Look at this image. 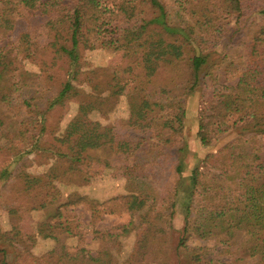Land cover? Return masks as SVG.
Listing matches in <instances>:
<instances>
[{
  "label": "trees",
  "instance_id": "16d2710c",
  "mask_svg": "<svg viewBox=\"0 0 264 264\" xmlns=\"http://www.w3.org/2000/svg\"><path fill=\"white\" fill-rule=\"evenodd\" d=\"M243 17L258 19L249 37L233 25ZM18 20L25 29L14 33ZM235 33L243 38L244 59L226 67L225 74L238 72L228 79L220 75L224 57L216 46ZM102 48L120 51L121 62L99 82L83 61L86 52ZM18 54L51 83L42 107L15 82L12 58ZM195 94L201 144L228 132L233 114L249 116L252 126L187 169L186 100ZM120 96L127 120L102 124L92 118L106 117ZM70 99L77 101L75 115L41 143L47 115ZM0 107L16 116L13 128L0 116V139L21 142L12 160L34 152L49 159L35 174L13 173L11 162L0 166V181H13L21 205L49 209L37 235L80 236L71 205L87 208L91 222L99 217L103 202L79 190L96 160L129 188L106 211H127L122 231L135 229L142 237L120 264H167L166 235L178 208L183 224L176 252L193 264L227 263L205 258L206 245H193L192 237L227 249L239 238L238 252L251 264H264V0H0ZM20 234L0 229V264H7L15 242L23 243L18 253L27 254L24 264H98L83 248L30 255Z\"/></svg>",
  "mask_w": 264,
  "mask_h": 264
},
{
  "label": "rangeland",
  "instance_id": "374dc122",
  "mask_svg": "<svg viewBox=\"0 0 264 264\" xmlns=\"http://www.w3.org/2000/svg\"><path fill=\"white\" fill-rule=\"evenodd\" d=\"M257 22V17L252 19L251 17H243L234 22L233 25L234 28L238 27L240 30L242 29V36L240 37H249L257 31ZM21 29H25V22L18 20L14 33ZM43 39L41 35L40 41L42 42ZM242 39L238 37V33H235L232 37L227 35L216 46V50L224 57L219 71L221 77L226 76L230 79L238 74V72H235V74L233 72L225 74V69L228 66L239 65L244 59V43ZM12 60L13 68H16L15 75L18 74L15 82L22 84L20 85L21 87L24 85V90L28 89L30 93H34L35 99L33 101L42 107L45 97L49 93L46 89L51 84L45 82V73L41 72L36 64L24 58L22 54H18ZM83 62V69L86 73L94 76L96 81L104 82L115 67L120 64L121 52L110 48L88 51ZM18 92L20 93L21 90ZM196 107L197 95L195 94L186 100L187 117L184 135L187 151L184 158L187 162V169L193 166L198 159H202L206 153L216 150L223 143L234 138L238 132L249 129L252 126V120L249 116L233 114L228 119L230 124L228 132L217 140L203 145L195 137ZM5 108L0 107V116L4 118L6 124H10V127L13 128L16 116H11ZM76 109L77 101L70 99L64 105L57 106L50 111L47 115L46 131H44L41 138V143H45L53 134L63 130L75 115ZM127 117L128 105L124 96L119 97L113 110L106 117H102L97 113L92 116L93 119L102 124H110L115 121L122 122L127 120ZM20 147L21 142L19 140L9 137L1 138L0 166L11 162L10 169L13 173L15 169L18 172L22 171L28 174H35L45 170V163H48L49 159L45 157V153L40 155L42 152H38L40 154L36 152L25 154L18 161L12 160V155L15 152L14 149L19 150ZM42 147L45 148V145ZM24 157L25 160H23ZM112 171L109 167H105L102 163L94 160L91 162L90 180L79 186V190L103 202L100 205V209L103 211L94 222L90 221V211L81 204L69 207L71 215L76 217L81 223L80 236H69L59 232H55L52 238L37 235L38 224L45 219L49 209L30 208L27 204L25 206L21 205L24 197L16 192L13 181L9 180L0 181V229H18L21 232L20 237L30 246L29 254L33 256L44 254L47 251L60 254L64 250L74 252L77 249L83 248L85 251H89L92 256L98 257V264H107V259H110L112 264H120L129 257L133 251L132 249H136L135 246L142 237L140 235L137 238L135 229L129 232L122 231V225H125L129 221L127 211L120 208H117V211L113 212L106 211L109 205L118 202V200L112 201L114 198L125 194L129 190L127 183L123 179L112 176ZM185 175H188V170L185 171ZM12 207H14V210ZM11 210H13V213H11ZM180 212L181 209L178 208L177 212L174 213L171 219V231L166 235L168 236V241L165 243V260L167 264H193L185 254L176 252V244L180 235L179 231L183 224ZM93 231H100L105 234L108 232L111 236L103 237L100 234L96 235ZM30 236H33L34 239L31 240ZM191 241L193 245H206L204 257L207 259H218L220 262H226L227 264H251L253 261V259L247 257L245 254L242 255V252H238V246L240 245L239 238L228 249L220 245L214 246L212 241L209 240L201 241L192 237ZM14 244L15 250H8L5 254L6 262L7 264H24L27 254L23 253V255H20L18 253L23 248V243L18 244L15 242ZM1 246L3 245L0 244ZM143 250L141 248V252Z\"/></svg>",
  "mask_w": 264,
  "mask_h": 264
}]
</instances>
